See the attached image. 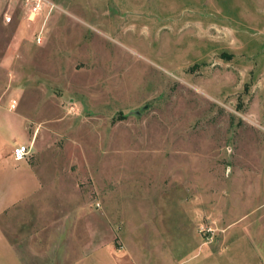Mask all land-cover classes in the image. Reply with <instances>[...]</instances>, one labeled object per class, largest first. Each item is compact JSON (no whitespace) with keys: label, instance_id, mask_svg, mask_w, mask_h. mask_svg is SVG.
I'll return each mask as SVG.
<instances>
[{"label":"rangeland","instance_id":"obj_1","mask_svg":"<svg viewBox=\"0 0 264 264\" xmlns=\"http://www.w3.org/2000/svg\"><path fill=\"white\" fill-rule=\"evenodd\" d=\"M29 13L0 0V264L7 241L24 263L59 264L75 238L120 248L137 228L161 242L164 226L175 256L184 237L196 260H255L264 0H41ZM18 145L29 153L14 161Z\"/></svg>","mask_w":264,"mask_h":264},{"label":"crops","instance_id":"obj_2","mask_svg":"<svg viewBox=\"0 0 264 264\" xmlns=\"http://www.w3.org/2000/svg\"><path fill=\"white\" fill-rule=\"evenodd\" d=\"M1 144L2 143H0V145ZM2 148L3 145L0 146V154ZM151 229L152 228H149L145 232H140L137 228V241L134 245L129 246L128 244H124L120 248H112L111 245L105 248H96L91 241L88 243L86 241L85 244L78 246L79 244L75 238V246L73 247L72 244L69 254L65 255L62 262H59V264H264V248H257V250H254L256 253L255 260L238 261L230 257L226 259L211 258L210 256L213 257V255H216V251H214L213 248L210 249L209 252H206L208 256L210 255V259L205 258L203 260H196L194 254L190 255V246L187 242L189 239L186 238L187 240L185 239V242L184 237H181L179 244H177L176 249L180 253L175 256L173 251L170 250L171 247L173 250V242L170 237L166 238L168 234H171L169 228L165 226L159 228L160 233L164 236L166 235L165 240L161 237V242H158L159 239L157 237L155 238L158 234L154 236L152 233L154 230ZM8 242L9 241L6 243V248L11 253L8 263L29 264L24 263L21 255L18 254L11 245L13 243ZM40 254L45 258L46 250H41Z\"/></svg>","mask_w":264,"mask_h":264},{"label":"built area","instance_id":"obj_3","mask_svg":"<svg viewBox=\"0 0 264 264\" xmlns=\"http://www.w3.org/2000/svg\"><path fill=\"white\" fill-rule=\"evenodd\" d=\"M41 0H24V5L29 9L30 18L36 13V11L40 10ZM6 21H10V17H6ZM14 105H11L13 107ZM29 153V149L27 146L18 145L15 146L11 151V156L14 161L23 160Z\"/></svg>","mask_w":264,"mask_h":264}]
</instances>
